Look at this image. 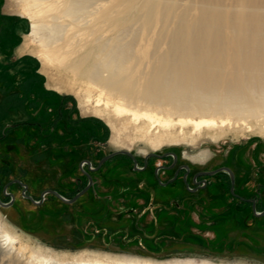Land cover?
Segmentation results:
<instances>
[{
	"label": "rangeland",
	"instance_id": "374dc122",
	"mask_svg": "<svg viewBox=\"0 0 264 264\" xmlns=\"http://www.w3.org/2000/svg\"><path fill=\"white\" fill-rule=\"evenodd\" d=\"M40 1L38 10L36 8L44 12L39 15L44 18H40L50 25L53 23L50 17L57 15V23L69 28L63 30L64 40L60 41L64 46L73 42L71 48H77V53L84 52V45L97 36L113 37L119 30L116 24L99 26L104 2L96 4L95 10L99 9L96 13L91 8L85 22H81L82 17L74 24L61 13L62 7L58 9L57 4L62 0L59 3ZM235 1L225 0V5L231 8ZM117 2L108 0L107 5L112 7ZM21 5L17 0H0V199L5 204L10 203L11 198L3 195L7 185V192L15 195L12 206L0 205V237L10 231L16 237L13 244L7 245L12 255L2 264H33L31 256H41V253L67 264L78 260L264 264V216H256L247 204H238L229 192L228 173L205 177L210 186L205 196H192L181 184L174 189V196H167L147 193L142 184L157 181L150 173H137L133 162L125 155L104 163L97 172L91 171L85 162L89 161L91 167L96 168L106 156L128 151L139 166L150 154L163 157L172 153L177 157V166L189 168L192 174L229 168L235 175L236 192L254 198L257 212L262 213L264 115L214 116L217 127L195 129L178 124L179 117H171L165 108L158 109L143 102L130 104L128 108L125 102L117 100V93L102 92V84L92 82L85 74L87 69H80L73 60L42 61L39 55L50 50L46 44L51 35L49 30H43L41 38L37 39L32 21L22 14ZM64 17L71 21H64L67 20H63ZM159 25H145L142 20L133 23L131 31L134 33H128L122 41L135 42L138 60L132 59L127 65L129 69L132 65L135 70L138 67L137 72L147 73L149 53L156 51L153 43L162 29ZM84 37L90 41L83 40ZM77 41L79 45L82 42L79 47ZM59 43L55 45L63 46ZM166 47L162 44L157 53H163ZM102 76L105 78L107 73L103 72ZM107 101L110 108L105 106ZM116 105H123L132 112L118 113ZM133 112L139 116H134ZM143 114L157 115L167 123L153 122L141 116ZM170 163L171 159L152 160L153 167ZM82 169L90 173L94 185L74 204L47 194L43 204L37 205L23 196L22 186L13 183L19 180L27 185V194L36 202L49 190L72 199L89 183ZM171 176L162 172L160 180L166 181ZM171 197L181 205L182 211L172 205ZM152 198L165 199V205H160L157 212L149 211L140 217L143 212L139 209L145 207L140 206L142 200L150 202ZM200 199L201 203H197ZM154 215L169 217L170 225L164 229L153 228L155 235L144 236L143 229H147Z\"/></svg>",
	"mask_w": 264,
	"mask_h": 264
},
{
	"label": "bare ground",
	"instance_id": "6f19581e",
	"mask_svg": "<svg viewBox=\"0 0 264 264\" xmlns=\"http://www.w3.org/2000/svg\"><path fill=\"white\" fill-rule=\"evenodd\" d=\"M17 1L22 3V14L32 21L33 34L37 39L41 38L43 30H49L51 36L47 38L46 47H50V50L39 55L42 61L51 63L57 58L61 62L73 60L80 69H87L85 74L92 82L102 84V92L108 90L117 93V100L125 102L122 103L128 108L131 107L130 104L141 102L158 109L165 108L171 117H179L178 124L194 126L195 129L217 127L214 116L244 118L264 115V0H234L236 3L231 8L225 5V0H187L186 3H183V0H117L112 7L108 6V0H62L60 4H57L60 0H55V4L59 5L58 9L63 8L61 13L72 21L65 17L62 19L74 24L82 17L84 21L81 22H85V15L90 14L93 10L91 8L96 7L98 2H104L105 4H101L103 10L100 8L102 16L99 26H119L113 37L100 35L92 41L88 39L90 42L84 45L85 51L80 49L82 53L75 52L77 48L72 50L73 42L64 46L65 43L60 41L65 33L63 30L68 31L69 28L59 24L60 22L57 23V15L50 17L53 20L50 25L43 22L44 12L37 11L40 0ZM98 10H95V13ZM40 13L43 18L39 16ZM136 20H142L145 25L160 24L162 27L153 43L156 51L149 53L151 57L147 73L137 72L138 67L133 69L131 63L129 69L128 63L138 58L135 56V42H122L128 33L133 32L131 27ZM137 23L139 25V22ZM91 25L94 26L93 23ZM57 42L63 46H56ZM162 44L167 47L163 53L158 54L157 50ZM77 45L80 46L79 43ZM75 54L76 57L73 58ZM103 72L107 73L105 78L102 76ZM105 106L110 108L108 101ZM122 106H114L115 111L132 112ZM133 115L139 116L136 113ZM141 116L153 122L161 121L162 118L153 114ZM162 123L167 121L163 120ZM13 235L10 231L0 237V264L12 255L7 245L15 242L16 237ZM13 247L15 246L12 245L11 248ZM35 255L31 256L30 261L34 260L36 264H67V261L42 253L41 256ZM74 264L140 263L131 260L116 263L78 260Z\"/></svg>",
	"mask_w": 264,
	"mask_h": 264
},
{
	"label": "flooded vegetation",
	"instance_id": "af4514ba",
	"mask_svg": "<svg viewBox=\"0 0 264 264\" xmlns=\"http://www.w3.org/2000/svg\"><path fill=\"white\" fill-rule=\"evenodd\" d=\"M125 156H127V155H125ZM175 156H176L175 154L170 153V154H167L166 156H163V157L162 156H151V157H148V158L145 157L142 166H139V162H138V160L136 158H135V160H136V163H135L134 159H132L129 156H127V157L129 158L130 161L133 162V169L137 173H141V174H144V175L150 173V174H152L153 178L157 181L156 184H154V183H150V184L143 183L142 184V188H144V190L147 193L155 192L157 194L162 193L163 195L174 196V194H175V190L174 189L176 188V186L181 184L183 186L184 190L186 192H188L190 195H192V196H196V195L205 196V194L208 193V190L210 189V186H209L208 182L204 178L205 177H212V176H198V174H200V173H193L192 174L191 170L189 168H186V167H183V166H177V159H175ZM115 157H117V156H115ZM112 159H110V160H112ZM153 159H158V160H161V161H167V160L171 159V163L168 164V165L160 164L158 166H154L153 167L152 166V160ZM110 160H108V161H110ZM136 166H137V168H135ZM90 168L91 169H95V168H92L91 166H89V169ZM85 172H87V171H85ZM94 172H97V171H94ZM162 172L171 173L172 176L169 179H167L166 181H161L160 180V174ZM87 173L90 175L89 172H87ZM220 173H222V172H220ZM220 173H218L216 175H219ZM179 179H181L182 181L181 182L178 181ZM88 180H89V178H88ZM89 183H88V185H89ZM93 185H94V181H93V184L90 187V189L85 194H87L88 192H90L93 189ZM218 185H220V187L223 186L222 183H219ZM87 186H85L82 190H80L78 192V194L80 192H82ZM139 188H141V187H139ZM229 192L233 196V198L238 201V204H247V205L251 206L252 212H253V207H255L256 211H257V205L258 204H257L256 200L254 198H247L244 195H242L241 193L236 192L235 186H234V189L232 190V183H230ZM84 195H82L81 197H83ZM62 197H64V196H62ZM65 199H67V198H65ZM79 199H77L76 201H78ZM169 199H172V197L169 198ZM68 200H70V199H68ZM164 200L165 199H163V198L162 199L152 198V199H150V202H149V200H142V203H141L140 206H145V207H140L139 211L143 212V214L140 215V217L145 216L144 214H147V212H149V211L150 212H152V211L153 212L154 211L157 212V208H159L160 205L161 206L165 205L164 204L165 203ZM171 203H172V205L177 207L178 211H182L181 205L179 203H176L175 199H172ZM197 203H201V199L198 200ZM169 225H170V218L169 217H164V215L156 217L154 215V216H152L151 221L149 223H147V225H146L147 229H143V231H144L143 235L144 236L155 235V234L152 233V231L155 228L164 229V228L169 227Z\"/></svg>",
	"mask_w": 264,
	"mask_h": 264
},
{
	"label": "water",
	"instance_id": "95a60500",
	"mask_svg": "<svg viewBox=\"0 0 264 264\" xmlns=\"http://www.w3.org/2000/svg\"><path fill=\"white\" fill-rule=\"evenodd\" d=\"M118 155H127V156L131 157L132 159H134V161H135V163H136V160H135L134 155L131 154L130 152H128V151H117V152H114V153H112V154L106 156L105 158H103V159L101 160V162L99 163L98 167H96L95 169H91V168H90V169H91L92 171H98V170L102 167V165H103L105 162H107L108 160H110V159H112V158H114L115 156H118ZM151 156H157V155H155V154H150V155H148L146 158L151 157ZM175 159H177L176 156H175ZM85 162H86V164H88L89 166H91V163H90L89 161H85ZM81 167H83V164L81 165ZM135 168H137V166H136ZM82 171L88 176V178H89V182H90V183H89V185H88V186H87L82 192H80L78 195H76L73 199H70V200L65 199L64 197H62V196H61L58 192H56V191L49 190V191H46V192L43 193V195H42V199H41L39 202H36L31 196L27 195V190H28V186H27V185L23 184V183H22L21 181H19V180H16V181H14L13 183H16V184L22 186V187L24 188L23 196H24L25 198L29 199L31 202L37 204V205H42V204H43V202H44V198H45V196H46L47 194H52V195L56 196L57 198H59L60 200H62V201L65 202V203L73 204L77 199H79L82 195H84V194L90 189V187H91L92 184H93V179H92V177H91L87 172H85L83 169H82ZM220 172H226V173H228V174L230 175L231 183H232V190H233V189H234V186H235V182H236V180H235V175H234L233 171H232L231 169H229V168H222V169H218V170H216V171L203 172V173L198 174V176H214V175H216V174H218V173H220ZM8 187H9V185H7L6 187H4L3 195L6 196V197H10V198H11V201H10V203L5 204V203H3V202L1 201V199H0V205L3 206V207H10V206H12V205L14 204V201H15V195L10 194V193L7 192ZM253 212H254V214H255L256 216H260V217H261V216H264V212L261 213V214L258 213V212L256 211V208H255V207H253Z\"/></svg>",
	"mask_w": 264,
	"mask_h": 264
}]
</instances>
